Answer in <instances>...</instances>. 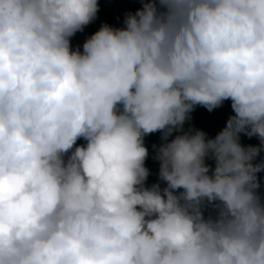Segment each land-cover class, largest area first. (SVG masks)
I'll use <instances>...</instances> for the list:
<instances>
[{
  "label": "clouds",
  "instance_id": "1",
  "mask_svg": "<svg viewBox=\"0 0 264 264\" xmlns=\"http://www.w3.org/2000/svg\"><path fill=\"white\" fill-rule=\"evenodd\" d=\"M99 10L0 0V264H264V0Z\"/></svg>",
  "mask_w": 264,
  "mask_h": 264
},
{
  "label": "trees",
  "instance_id": "2",
  "mask_svg": "<svg viewBox=\"0 0 264 264\" xmlns=\"http://www.w3.org/2000/svg\"><path fill=\"white\" fill-rule=\"evenodd\" d=\"M100 5V10L97 14V18L85 26L83 32H77L71 38V44L73 47L82 45L87 36L91 35L96 31L101 23L107 22L113 26H122V21L125 12L135 11L140 7V0H98ZM232 114L231 102L226 100L223 102L222 106L212 110L207 111L204 107L198 106L193 112L192 116V126L198 129H202L209 136H215L224 126L229 115ZM78 144L84 143L83 140H78ZM161 143L160 133H153L145 137V146L148 148L149 155L145 161V166L149 169L150 175L148 177V184L157 181V174L159 170V162L153 159L154 150L152 148L153 144L159 145ZM242 143L244 144H256L258 141L256 138L248 139L247 137H242ZM264 155V153H262ZM260 177H264V172L258 174ZM260 192L264 194V181H262V186Z\"/></svg>",
  "mask_w": 264,
  "mask_h": 264
}]
</instances>
